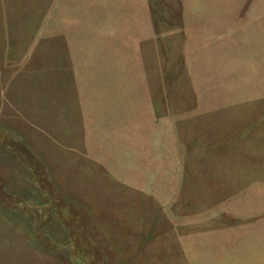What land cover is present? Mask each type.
<instances>
[{
  "label": "rangeland",
  "instance_id": "374dc122",
  "mask_svg": "<svg viewBox=\"0 0 264 264\" xmlns=\"http://www.w3.org/2000/svg\"><path fill=\"white\" fill-rule=\"evenodd\" d=\"M0 264H264V0H0Z\"/></svg>",
  "mask_w": 264,
  "mask_h": 264
}]
</instances>
